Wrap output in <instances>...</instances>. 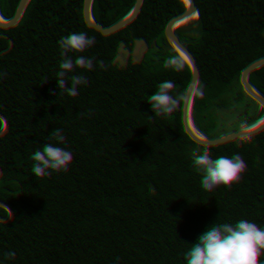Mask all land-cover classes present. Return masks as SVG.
Masks as SVG:
<instances>
[{"label": "trees", "instance_id": "obj_1", "mask_svg": "<svg viewBox=\"0 0 264 264\" xmlns=\"http://www.w3.org/2000/svg\"><path fill=\"white\" fill-rule=\"evenodd\" d=\"M187 6L222 29H187ZM44 14L73 40L29 56L19 17ZM189 35L205 40L194 65ZM183 67L239 73L234 107L264 116V0H0V264H223L248 241L264 264V128L213 144L166 80ZM192 165L208 175L195 193L178 183ZM199 207L217 229L179 255Z\"/></svg>", "mask_w": 264, "mask_h": 264}, {"label": "clouds", "instance_id": "obj_2", "mask_svg": "<svg viewBox=\"0 0 264 264\" xmlns=\"http://www.w3.org/2000/svg\"><path fill=\"white\" fill-rule=\"evenodd\" d=\"M183 18L187 29L203 31L209 35L219 32L223 27L219 14L212 7L195 11L193 7L187 6L183 10ZM51 20L47 14L38 19L20 16V31L16 33L18 47L29 56L43 55L46 49L62 54L64 45L73 40V34L70 29H57ZM45 26L48 27L47 31ZM204 45L205 40L197 35H189L182 40L178 47L185 57L184 63L194 65L204 59L206 53L201 51ZM239 79V73L220 71L204 80L192 74L189 67L175 70L166 77L175 94L188 97L186 106L193 116L199 117L198 128L210 130L211 142L225 151H239L252 128H264V116L248 108L234 107L236 82ZM241 164L244 168L251 166L248 159L242 160ZM188 172L189 175L178 183L183 185L184 190L198 192L208 175L197 165H192ZM181 218L188 220L189 213L183 212ZM191 218V230L182 233L176 241L175 250L182 256L203 255L205 248L202 242L216 231L219 223L215 210L210 207L196 208L191 212ZM223 264H261L259 250L252 241H248L228 255Z\"/></svg>", "mask_w": 264, "mask_h": 264}]
</instances>
